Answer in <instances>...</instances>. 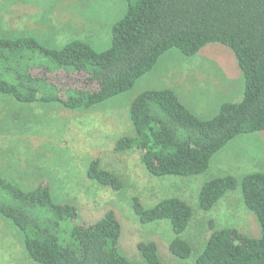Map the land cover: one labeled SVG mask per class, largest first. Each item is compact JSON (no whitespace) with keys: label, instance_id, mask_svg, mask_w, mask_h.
<instances>
[{"label":"trees","instance_id":"1","mask_svg":"<svg viewBox=\"0 0 264 264\" xmlns=\"http://www.w3.org/2000/svg\"><path fill=\"white\" fill-rule=\"evenodd\" d=\"M213 44L234 55L244 81L241 101L223 103L215 116L203 120L173 90H146L130 102L134 135L114 145L117 153L137 151L154 177L195 176L206 172L212 156L236 136L264 132V0H125V12L111 26L110 45L102 52L80 40L54 50L31 37L0 38V94L22 104L87 110L130 90L167 51L192 57ZM99 166L94 159L87 178L121 190L122 180ZM238 184L260 236L214 230L196 264H264V173L247 174L240 182L214 178L200 188L198 206L211 210ZM132 209L141 224L167 220L174 235L169 253L189 258L191 248L180 237L192 218L185 202L168 198L145 209L133 197ZM0 215L18 231L36 264H137L119 248L122 228L112 210L85 223L75 206L53 202L45 183L24 191L0 177ZM137 249L140 264H164L154 242H139Z\"/></svg>","mask_w":264,"mask_h":264},{"label":"rangeland","instance_id":"2","mask_svg":"<svg viewBox=\"0 0 264 264\" xmlns=\"http://www.w3.org/2000/svg\"><path fill=\"white\" fill-rule=\"evenodd\" d=\"M124 12L125 0H0V38L31 37L54 50L80 40L102 52L110 45L111 26ZM243 87L233 53L213 44L192 57L167 51L130 90L87 110H68L56 103L22 104L0 94V177L24 191L47 184L52 201L75 206L85 223L112 210L122 228L119 248L134 263H142L137 244L154 242L164 264H196L214 230L232 228L260 236L254 215L242 202L240 184L207 212L199 208L198 194L214 178L231 176L240 182L247 174L264 173V132L236 136L212 156L206 172L189 177H154L137 151L117 153L114 145L134 135L130 102L146 90L171 89L192 114L206 120L221 104L240 102ZM96 158L101 170L122 180L121 190L87 178V168ZM133 197L145 209L168 198L190 207L192 218L180 235L191 248L189 258L169 253L174 235L167 220L139 222ZM0 264H36L28 259L18 231L1 215Z\"/></svg>","mask_w":264,"mask_h":264}]
</instances>
